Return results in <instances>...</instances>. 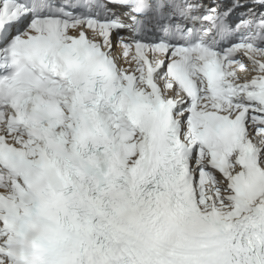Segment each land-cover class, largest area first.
<instances>
[{"label":"snow or ice","instance_id":"1","mask_svg":"<svg viewBox=\"0 0 264 264\" xmlns=\"http://www.w3.org/2000/svg\"><path fill=\"white\" fill-rule=\"evenodd\" d=\"M0 264H264V0H0Z\"/></svg>","mask_w":264,"mask_h":264}]
</instances>
